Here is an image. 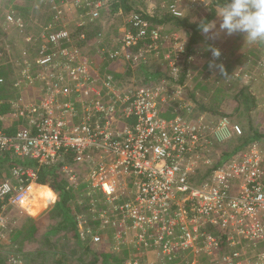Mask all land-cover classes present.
<instances>
[{
    "label": "built area",
    "instance_id": "built-area-1",
    "mask_svg": "<svg viewBox=\"0 0 264 264\" xmlns=\"http://www.w3.org/2000/svg\"><path fill=\"white\" fill-rule=\"evenodd\" d=\"M102 8L101 1L63 0L61 8L53 6L47 23H34L36 36L28 33L31 23L19 12L6 16L9 27L28 36L14 66L12 112L0 116V122L13 119L9 126L17 127L12 135L0 129V167L8 161L14 180L0 184V237L6 208L29 214L19 202L23 190L44 187L38 183L41 167L61 165L77 200H106L112 206L96 210L100 230L113 229L119 248L140 255L126 264H149L150 252L163 254L162 264H202L201 255H216L215 264H264V151L249 145L193 182L214 167L215 144L242 130L225 118L209 133L179 115L180 104L171 103L165 82L146 80L128 92L107 69H96L92 55L76 44L86 35L77 39L69 19L79 16L76 29L94 25ZM171 13L181 17L175 6ZM161 40L158 31L149 34L140 14H131L119 47L93 55L136 65L157 53ZM3 48L12 63L13 47ZM184 53L179 44L164 56L174 82ZM167 112L173 118H166ZM27 161L37 167L23 165ZM56 201L57 196L47 207ZM87 221L77 218L80 236L100 243L99 230H91ZM212 232L225 235L228 252Z\"/></svg>",
    "mask_w": 264,
    "mask_h": 264
},
{
    "label": "rangeland",
    "instance_id": "rangeland-1",
    "mask_svg": "<svg viewBox=\"0 0 264 264\" xmlns=\"http://www.w3.org/2000/svg\"><path fill=\"white\" fill-rule=\"evenodd\" d=\"M62 1L17 0L15 4L19 7L31 8L28 19L31 26L27 31L36 36L39 31L38 27H32L34 23H47L53 6L61 8ZM91 1L103 2V8L100 12V20L93 26L90 25L89 28V31L92 32L93 28L96 27L97 35L89 40L88 45L81 47L83 53L97 54L102 48H106V50L109 48L117 49L122 30L127 24L128 15L113 14L109 8L108 0ZM129 3L133 12L137 14L162 16L170 13L171 6H175L183 17L191 15L192 18H195L197 14L206 11L207 0H130ZM69 8L72 6L69 5ZM10 10L18 12L17 9L13 8L10 0H0V48L6 45L13 47L12 64L16 66L20 61L19 52L24 44H27L25 38L28 35L20 34L17 29L6 24L5 19ZM74 16L69 19V22L76 37L75 24L79 20V16ZM214 21L216 28L212 33L203 34V38L193 48L188 63L183 57L180 58V75L177 78L179 79L181 74L186 71V78L182 84L179 83V80L173 81L164 56L174 54L179 44L186 47L189 35L188 31L181 30L172 23L162 27L163 34L159 51L147 54L146 61L129 65L123 61L108 62L97 57L94 60V65L101 73H104L107 67L111 74L119 76L121 83L125 85L128 92L146 80L153 79L165 82L168 91L167 96L171 103L180 104L179 115L189 123L206 126L209 133L217 126L222 116H224L223 119H228L231 125L238 126L242 130V135H232L226 143L215 144L212 150V164L216 165L217 162H224L230 155L238 153L237 148L242 145L245 138L252 136L250 127H253L260 134H264V43H248L242 34L228 36L219 31V18L216 17ZM99 34H102L100 38L98 37ZM211 49H219L220 56L218 59L213 57ZM31 53L35 56L34 51ZM210 64L213 67H210ZM219 65L223 66L226 75L221 74L219 68L216 67ZM16 73L14 78H16ZM151 73L154 75H149ZM241 90H246L256 98V107L250 116L241 100L237 99ZM14 96H17V92ZM201 105L214 110L215 113L211 115L201 111L199 108ZM171 112L164 113L165 117L171 115ZM12 122L13 119H5L3 124L9 126ZM255 144L264 151V140H259ZM248 146L247 144L245 147H241L246 148ZM0 179L14 182L8 165L0 167ZM40 189L35 188L34 190ZM48 203L49 201L31 202V207H39V211L35 214L31 208H27L31 216L14 207L6 208V226H10L9 228L20 229L30 217L38 220L47 216V223L41 234L32 241L23 243L22 240H18L11 243L9 236L3 234L0 237V264H86L92 259V255L85 250V246H89L92 254L106 253L112 256L108 262L100 257V264H126L130 257L141 258L133 250L119 248L114 237V230L111 228L101 232L100 243H94L90 238H82L81 236L80 241L67 238L65 231H60L55 235L54 233L50 234L51 230L54 232L57 229L62 218L54 211V204L47 207ZM98 205H100L99 211L110 210L112 207L106 200H98ZM164 257L163 254L150 252L147 261L149 260V264H162ZM184 258L185 255L182 256L181 260ZM60 259L61 261H59ZM198 260L202 264H215L217 258L216 255H201L198 256Z\"/></svg>",
    "mask_w": 264,
    "mask_h": 264
},
{
    "label": "trees",
    "instance_id": "trees-1",
    "mask_svg": "<svg viewBox=\"0 0 264 264\" xmlns=\"http://www.w3.org/2000/svg\"><path fill=\"white\" fill-rule=\"evenodd\" d=\"M17 0H10V3L13 4V8L17 9L18 12L24 17V19L28 21L31 8L30 7H19L16 6ZM109 2V8L113 14L122 13L125 15H131V14H137L134 13L131 6H130V0H108ZM224 2V0H207L206 3V11L197 14L195 18L190 15L188 17H183L181 14V17L174 16L171 11L168 14H163L162 16H156V15H148L141 13L140 16L143 18L144 22L147 25V30L149 34L152 31H158L161 35L163 34V28L165 24L172 23L176 25L178 28H181V30L188 31V41L186 42L185 47V53L183 54V58L188 63V59L191 57L193 53V48L197 45V43L203 38V33L199 30V24L202 20H208V21H214L216 19V13L219 11V8L221 4ZM93 26V25H91ZM90 25L82 27L77 29L76 32V38L78 39L80 34H85L86 39L85 40H78L76 42L77 46L83 47L84 45L88 44V41L96 36L97 34V28L94 27L92 32L89 31ZM142 44H148V42H144ZM5 48H0V79L3 80V83L0 84V116H7L12 112V107L10 104V101H12L15 98V89H14V74H15V68L11 61L9 60L7 54L5 53ZM2 55V56H1ZM109 73H111L109 71ZM149 75H154L153 73ZM115 80H120V77L117 75H114ZM186 78V71H184L179 80V83H183ZM237 99L241 100L242 104L245 106V109L250 116L252 111L256 107V98L252 96L249 92H246V90H241L237 96ZM176 107H178V104H175ZM201 111L209 113L213 115L215 113L214 110H210L206 108L205 106L201 105L199 107ZM167 118H173V114L167 116ZM224 116H222V119ZM0 129L4 130L7 134L12 135L17 131L16 125L13 126H7L0 122ZM250 131L252 133V136H248L245 138L244 142L241 146L245 147L247 144L252 145L255 144L259 140H264V134H260L257 130H254L253 127H250ZM242 135V134H241ZM241 137V136H240ZM240 146V147H241ZM238 147L237 152L241 151L243 147ZM8 162V161H7ZM7 162L2 163L1 166L9 165L6 164ZM23 165L28 167H37V164L35 162L27 161L24 162ZM220 165V162H218L216 165H214L213 168L208 170L205 175L198 174L193 179V182H198L203 180L205 177H207L213 170H215ZM83 177V176H82ZM3 179H0V184L3 182ZM38 183L44 186H48L52 189V191L55 192L57 196V201L54 204L55 212L59 214V216L62 218L57 229L54 230V232L51 230L49 233L57 234L60 231L66 232L67 238H73L77 241H80V233L78 232L77 228V218L79 216H85L87 218V225L88 227L93 231L99 230V235L101 236V232L103 230L101 229V222L98 219V214L96 210L99 209L100 205H98L95 200H92L91 198H87L83 201H79L76 199V194L74 191H72L69 188L68 183L64 180L62 173H61V165H57L55 167H41L38 172ZM87 185H82L80 189H85ZM3 203L0 202V213L2 211ZM47 216H44L38 220L34 218H28L26 223L20 228H9L6 226V228L2 231V235L9 236V239L12 242H17L18 240H22L21 242L26 241H32L35 238H37L41 232L45 229L46 223H47ZM9 230V231H8ZM215 237H220V248L223 252H228V248L226 245L225 235L219 234L217 232H212ZM102 237V236H101ZM22 238V239H21ZM89 241V240H87ZM85 250L92 255V259L89 260L86 264H100V257H103L106 262L112 259V256L110 254H92L91 249L89 246H85ZM18 256V255H16ZM60 258V257H59ZM61 261V259L59 260Z\"/></svg>",
    "mask_w": 264,
    "mask_h": 264
},
{
    "label": "clouds",
    "instance_id": "clouds-1",
    "mask_svg": "<svg viewBox=\"0 0 264 264\" xmlns=\"http://www.w3.org/2000/svg\"><path fill=\"white\" fill-rule=\"evenodd\" d=\"M219 31L231 36L242 34L248 43H264V0H224L219 11ZM216 28L215 21L202 20L199 30L203 34L212 33ZM216 35V33H214ZM214 58H219V49H211ZM210 67L213 65L210 64ZM221 74L226 75L222 65L216 66ZM56 194L49 187L33 190L27 186L21 196L20 203L26 208H31L33 214L39 211V207H31V201H54Z\"/></svg>",
    "mask_w": 264,
    "mask_h": 264
},
{
    "label": "crops",
    "instance_id": "crops-1",
    "mask_svg": "<svg viewBox=\"0 0 264 264\" xmlns=\"http://www.w3.org/2000/svg\"><path fill=\"white\" fill-rule=\"evenodd\" d=\"M90 55H92L91 57H92V59H93V61L95 60V58H97L98 56H95V55H93V54H90ZM100 58V57H99ZM95 68H96V66H95ZM106 69H107V67H106ZM174 116V115H173Z\"/></svg>",
    "mask_w": 264,
    "mask_h": 264
}]
</instances>
